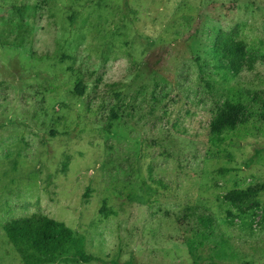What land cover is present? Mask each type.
I'll return each instance as SVG.
<instances>
[{
  "label": "rangeland",
  "instance_id": "374dc122",
  "mask_svg": "<svg viewBox=\"0 0 264 264\" xmlns=\"http://www.w3.org/2000/svg\"><path fill=\"white\" fill-rule=\"evenodd\" d=\"M37 213L98 259L27 263L3 224ZM114 261L264 264V0H0V264Z\"/></svg>",
  "mask_w": 264,
  "mask_h": 264
},
{
  "label": "trees",
  "instance_id": "16d2710c",
  "mask_svg": "<svg viewBox=\"0 0 264 264\" xmlns=\"http://www.w3.org/2000/svg\"><path fill=\"white\" fill-rule=\"evenodd\" d=\"M219 65L226 74L237 76L245 70H253L258 60L257 53L249 50L247 42L237 38L233 32L220 29L213 46ZM235 108L231 100H225L217 110L214 125V137L222 130H231L233 126L227 114ZM3 229L11 243L19 247L27 263L35 259L49 262L55 253L71 238L76 241L80 258L86 262L97 260L93 255L86 253L83 239L74 236L70 228L60 220L44 214H33L12 218L3 224ZM73 236V237H72ZM114 264H119L114 261Z\"/></svg>",
  "mask_w": 264,
  "mask_h": 264
}]
</instances>
